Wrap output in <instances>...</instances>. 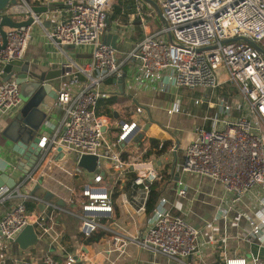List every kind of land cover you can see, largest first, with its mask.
I'll return each mask as SVG.
<instances>
[{
  "label": "built area",
  "instance_id": "obj_1",
  "mask_svg": "<svg viewBox=\"0 0 264 264\" xmlns=\"http://www.w3.org/2000/svg\"><path fill=\"white\" fill-rule=\"evenodd\" d=\"M117 1L66 0L65 5L69 7L67 18L58 21L47 32V37L57 46L92 48L91 60L81 68L88 81L75 91H57V107L61 108V114L47 117L41 126L37 135L38 162L33 171L23 175L14 188L0 186V203L14 197L21 198L20 203L0 220V232L9 241L29 225L40 227L39 237L51 235L53 226L46 224L43 213L28 209L29 201H43L55 212H69L54 199L44 201L23 192L25 185L33 180L38 166L57 147L68 155H74L78 162L82 156L97 157V170H93V178L81 190L83 199L78 211L70 213L80 218V232L86 239L104 227L98 217L111 216L114 211L113 195L104 184L105 171L112 170L119 179L127 177L130 166H137L140 156L136 153L125 156L126 151L117 149V146L137 145V135L144 129L139 118L118 120L117 128H113L112 118L98 112L101 97H109L117 91L116 82L120 77H124V84L128 82L132 89H154L166 94L171 88H191L209 91L205 97H212L214 93L211 91L224 90L225 94L216 102L215 114H208L203 119L204 123L196 126L178 171L221 182L225 190L234 195L235 202L254 194L256 186L264 183V54L246 40L227 41L235 37L248 38L264 50V0H153L165 18V25L147 32L122 56H118L112 44L102 39L107 18ZM154 12L157 13L150 2L136 0L135 15L143 25ZM29 17L34 18L29 26H3L4 45L2 20L25 21ZM36 23L42 24L40 16L26 0L10 2L0 11L2 114L12 115L24 104L18 82L13 78L9 81L3 78L6 66L25 55ZM109 77L115 79V84L114 89L107 91L104 83ZM195 102L204 103L205 99L200 97ZM234 108L240 115L231 114ZM167 113L192 115L190 111L183 110L179 100L173 101ZM208 122L210 127L206 128ZM163 145L160 143L159 148ZM18 146L22 151L27 149L22 142ZM175 147L173 144L171 150ZM0 164L3 170L13 169L2 159ZM135 171L133 183L140 189L133 193V202L137 213H145L151 184L162 179L163 174L155 167ZM82 172L81 167L74 170L76 174ZM177 183V194L186 196L184 183L180 180ZM255 211L248 217L249 232L240 238L264 245V196H258ZM150 214L145 230L135 235L116 233L112 244L123 251L129 243L135 242L142 248L178 260L197 253L200 247L198 229L186 219L170 213L165 197L158 199ZM59 239L58 236L53 237L58 244ZM76 261L73 255L68 254L66 264H76ZM253 261L254 264L257 262ZM0 264H10L1 251ZM21 264L56 262L50 255H45L42 260L33 256ZM225 264L250 262L245 257L236 256L227 258Z\"/></svg>",
  "mask_w": 264,
  "mask_h": 264
},
{
  "label": "crops",
  "instance_id": "obj_2",
  "mask_svg": "<svg viewBox=\"0 0 264 264\" xmlns=\"http://www.w3.org/2000/svg\"><path fill=\"white\" fill-rule=\"evenodd\" d=\"M133 1L136 2V0L117 1L107 18L109 23L102 36L104 39L107 32L118 35V56L128 53L137 44L139 41V39L136 40L139 34L136 33L137 29L140 30L143 27L146 34L153 26L149 22L143 25L136 17L135 7L130 6ZM29 2L32 5L47 7L48 11L39 14L42 24L36 23L33 26L31 43L23 58L18 60L28 71V79L31 72L38 77H45L51 70H61V75L51 77L49 80L45 79V82L51 84L57 91L81 89L88 81L81 68L91 60L92 48L90 46L78 48L74 45L60 47L47 37V32L58 21H64L67 18L69 7L65 5L66 0H29ZM119 6L123 10L120 14H115L114 10ZM127 6L130 7L127 8ZM133 36L135 39L132 40ZM5 78L6 74L3 80ZM13 79L15 80V77ZM109 79L104 83V89L107 91L114 89L115 84V79L113 81ZM116 84L117 91L109 96L113 97L111 102L108 106L102 105V109L98 106L99 112L112 118L113 128H117L118 120L139 118L143 121L144 129L137 135V145H133L129 150L127 149L129 145L117 146V149L126 151L125 156H130L132 153L140 156L137 166H130L127 177L119 179L112 170L105 171L104 184L113 195L114 211L111 216L98 217L104 227L99 229L92 238L86 239L81 234V220L70 211L73 212L74 208L80 206L83 199L81 190L85 183L93 178V173L90 174L86 167L80 165L74 155H68L61 150V147H57L38 166L33 174V180L25 185L23 192L31 194V190L39 181L42 189L35 196L46 201L45 194L51 193V197L55 198L56 202L63 200L66 203L63 207L69 212H55L50 207H46L43 201H40L41 203L33 201L36 206L30 211L37 209L43 213L46 224L53 226V231L50 236L40 237L35 246L25 250L21 249L17 243L7 240L0 232V251L5 254L9 263L21 264L33 256L42 260L45 255H50L56 264H66L67 256L70 254L77 259L76 264H225L227 258L236 256L247 258L250 264H254L253 260H257L255 264H264V245L240 238L243 233L249 232L248 217L256 212L258 196H264V183L256 186L254 194L235 202L234 195L227 192L221 182L178 171L180 164L185 160V147L194 137L196 126L203 124V119L208 114L212 116L215 114L216 102L225 94L224 90H210L214 93L212 97L210 95L205 97L209 93L207 91L200 96H193L183 101L180 93L171 100L170 93H161L154 89H132L128 82V85L125 83L121 90L118 82ZM21 87L24 89L23 106L12 115L0 112V159L9 162L13 167L11 170H3L0 164V186H8L2 175L6 174L18 182L23 175L32 172L38 162L39 152L34 149L35 147H32L31 151H29L30 148L22 151L18 146L24 139L19 138L16 133L20 130V126L16 127L15 120L16 118L19 120L23 129L24 123L21 117L29 111L26 96L31 91L28 86ZM109 97H101V99ZM200 97L205 99V102L196 104L195 100ZM173 100H179L183 110L190 111L192 115L167 113ZM45 110H38L34 115L32 133L29 134L30 141L25 140V143L30 146L33 145L46 118L59 115L57 102L50 110ZM231 114L240 115L236 108L232 109ZM183 118L186 121L183 122ZM209 127L208 122L206 128ZM154 141L159 144L169 143V146L158 154L161 148L159 145L154 147ZM173 144L176 145L175 150H171ZM76 167H81L83 172L74 173ZM150 167H155L163 174V178L155 182L161 186L160 197L167 199V208L170 213L186 219L198 229L200 247L192 256L178 260L142 248L135 242L129 243L123 251L112 244L116 233L135 235L147 227L151 214H147V211L136 212L133 193L140 187L133 183V179L135 169L137 171V169ZM179 180L187 188L186 196H180L176 192ZM115 191H117L116 195ZM20 201L21 198L14 197L10 201L0 203V220ZM40 204H44V208L40 209ZM36 228L39 232L40 227L36 226ZM54 236L60 237V244L53 241ZM55 257L58 259L56 260Z\"/></svg>",
  "mask_w": 264,
  "mask_h": 264
},
{
  "label": "water",
  "instance_id": "obj_3",
  "mask_svg": "<svg viewBox=\"0 0 264 264\" xmlns=\"http://www.w3.org/2000/svg\"><path fill=\"white\" fill-rule=\"evenodd\" d=\"M16 0H0V11L5 8L6 6L9 5L10 2H15ZM146 1V0H145ZM150 2L156 9L159 17L162 19L163 22H165V18H163V15L160 11V8L158 4L153 1V0H147ZM26 2H29V0H26ZM32 8L34 12L39 15L43 12H47L48 8L43 7V6H37V5H32ZM33 17H29V19L25 21H14L11 18H4L2 20V34H3V41L4 45L6 44L5 41V31L3 30V26H13V27H21V26H29L32 24L34 21ZM107 23H109V19L107 20ZM239 40H246L250 44H252L256 49H258L261 53L264 54L263 48L257 44L256 42L248 39V38H242V37H235L233 39L227 40V41H239ZM117 41H118V35L114 34L111 36L110 40L106 41L107 43L109 42L114 46V48L117 49ZM2 47L0 46V49ZM62 71L61 70H51L45 77L36 75L35 73H30V78L28 79V71L23 68L22 64H15L13 61L10 62L5 68V74H6V81L11 80V78L15 77V80L18 82L20 86H28L31 88V91L29 94L26 96L28 99V109L29 111L25 113L21 119L23 120V129H28L30 133H32V128H33V121H34V115L37 113L38 110L44 111L45 109L50 110L52 106H54L55 102H57V90H55L52 85L48 84L45 82L46 80H49L51 77H56L61 75ZM28 79V80H27ZM119 87L121 90H123L124 87V77H120L117 80ZM47 111V110H45ZM148 129V125L146 130ZM30 133H27L28 135ZM23 139V138H21ZM23 144L27 145V150L31 151L32 147H35L34 149L38 148V143H39V138L36 137L35 141L33 142V145L30 146L27 143H25V140H21ZM97 157L94 155L91 156H82L80 160V165L86 167L89 171L90 174L93 172V165L96 163ZM93 162V163H92ZM2 178L5 180L7 185L10 188H14V186L17 184L15 178H11L7 176L6 174L2 175ZM42 189V186L40 182L35 184L33 189L31 190V195H37L38 191ZM45 200L46 201H51L55 198L51 197V193H46L45 194ZM57 203L61 206H65L66 203L63 200H57ZM40 206V205H39ZM43 204V208H44ZM40 237L38 236L37 229L33 225H29L25 227L21 232H19L16 236L15 239L11 240L13 243H17L19 247L23 250L28 249L32 246H35L39 242Z\"/></svg>",
  "mask_w": 264,
  "mask_h": 264
},
{
  "label": "rangeland",
  "instance_id": "obj_4",
  "mask_svg": "<svg viewBox=\"0 0 264 264\" xmlns=\"http://www.w3.org/2000/svg\"><path fill=\"white\" fill-rule=\"evenodd\" d=\"M118 1H120V0H118ZM146 9L147 10H150V9H148L147 7H146ZM154 15V16H153ZM147 21L149 22V23H152L153 24V26H152V28L150 29L151 31L152 30H154V29H158V28H162L164 25H165V22H163L162 21V19L159 17V15H158V13H153L152 14V17H147ZM136 33H139L138 34V37H137V39L136 40H140L143 36H144V34H145V30H144V28L142 27L140 30H136ZM136 35V34H135ZM134 35V36H135ZM111 36H112V34L111 33H106L105 34V40L106 41H108V40H110V38H111ZM134 36L132 37V40L133 39H135L134 38ZM16 65L17 64H19V63H21V61H18L17 59H14V60H12ZM229 84V83H228ZM228 86H230V85H228ZM19 89H20V93H21V97L23 96L24 97V95H23V87H21L20 88V86H19ZM171 91H170V94H171V100L175 97V96H179V93H180V95L182 96V98H181V100H183V101H187V99H190V97H193V96H200V95H202V93H203V91L204 90H202V89H191V88H187V89H179V90H177V89H175V88H171L170 89ZM174 101V100H173ZM171 103H173L172 101H171ZM58 114L60 115L61 114V108H59L58 107ZM184 121H186V119H184L183 118V122ZM15 125H16V127H18V126H20V130L19 131H17L16 133H18V136H19V138H23L24 140H29L30 141V139H29V135L27 134V133H30V131L28 130V129H22V127H21V123L19 122V120L16 118V120H15ZM28 141V142H29ZM189 143V142H188ZM130 147H132V144H130L129 145V147L127 148L128 150L130 149ZM93 163V162H92ZM95 165H93V167H92V169L93 170H97V168H96V163H94ZM38 203H41V202H38ZM40 209H42L43 208V204H40ZM76 209H78V208H76ZM76 209L74 208V212L76 211Z\"/></svg>",
  "mask_w": 264,
  "mask_h": 264
},
{
  "label": "trees",
  "instance_id": "obj_5",
  "mask_svg": "<svg viewBox=\"0 0 264 264\" xmlns=\"http://www.w3.org/2000/svg\"><path fill=\"white\" fill-rule=\"evenodd\" d=\"M134 2L135 1H133V4L132 3L130 4L131 8L135 7V3ZM130 6H127V8L130 7ZM122 10L123 9H122L121 6L116 7L115 10H114V13L115 14H120L122 12ZM115 14L113 16H115ZM113 80H114V78H112V77L109 79V81H113ZM112 98L109 97V98H102V99H100V101H99V107H100V109H102L101 108L102 105L103 106H108V103L111 102ZM98 112H99V108H98ZM158 145H159L158 142H156V141L153 142V146L154 147H158ZM168 146H169V143H165L163 145V147L161 148V150L158 151V154L161 153V152H163V151H165L168 148ZM114 194L116 195L117 194V191H115ZM150 194L151 195H150V199H149V202L147 204V210H146L147 211V214H150L151 213V211L155 207L158 199L161 196V186H159V184L157 182L151 184ZM35 206H36V203L35 202H32V201L27 202V207H28L29 210H32ZM55 259L57 260L58 258L55 257Z\"/></svg>",
  "mask_w": 264,
  "mask_h": 264
}]
</instances>
